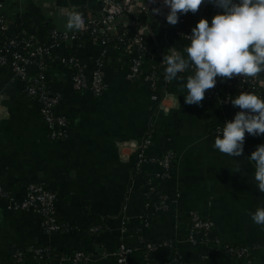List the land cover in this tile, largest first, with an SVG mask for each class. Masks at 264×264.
<instances>
[{"label": "crops", "instance_id": "1", "mask_svg": "<svg viewBox=\"0 0 264 264\" xmlns=\"http://www.w3.org/2000/svg\"><path fill=\"white\" fill-rule=\"evenodd\" d=\"M1 1L7 20L38 40H45L53 27L68 31V13L91 16L102 7L100 0ZM140 1L146 3L148 12H141L139 5L132 12L133 17L148 20L144 67L155 65L164 75V54L174 49L186 56L184 48L190 40L176 36L157 14L151 15V9L158 7L169 12L162 0ZM221 11L205 0L195 14L181 15L191 33L201 18L211 24ZM80 43L72 48L66 42L55 53L75 51L90 63L98 46L88 37ZM128 63L124 46H107L106 88L100 96L74 89L71 71L55 61L50 63L48 84L60 95L56 111L68 121L69 137L62 141L49 139L36 102L25 95L22 82L8 67H0V183L17 198L29 181L55 191L57 218L64 226L60 232L46 233L39 215L11 211L0 199V264L56 263L75 251L86 255L81 264H119L115 252L120 243L134 247L126 264H143V242L162 240H169L171 246L153 253L152 258L165 261L177 256L178 264H242L218 245L187 240L190 210L211 219L221 243L247 245L253 264H264V226L256 225L250 216L264 207V193L256 187L254 162L248 160L264 143V135L246 133L240 157L219 152L214 148L215 138L240 111L238 107L206 94L200 106L188 105L184 101L187 90L172 81L160 87L168 106V111H161L143 81L126 79ZM178 75L186 83L190 74ZM146 133L152 135L145 150L148 156L173 152L166 180L156 176V163H144L138 172L134 170L136 155L131 146ZM147 179L155 186L153 200L161 193L168 196L165 209L156 211L153 200L150 204L144 200ZM93 226L99 230L92 232ZM37 247L47 250L42 259L33 254ZM17 249L24 252L21 261L14 258Z\"/></svg>", "mask_w": 264, "mask_h": 264}, {"label": "built area", "instance_id": "2", "mask_svg": "<svg viewBox=\"0 0 264 264\" xmlns=\"http://www.w3.org/2000/svg\"><path fill=\"white\" fill-rule=\"evenodd\" d=\"M100 1L102 7L95 15H84L86 26L83 30L66 31L53 27L48 30L45 40H38L32 33L18 29L14 23L7 20L2 11V1L0 0V67H8L13 76L22 82L23 92L36 102L46 126L47 135L52 141L68 139L69 130L66 117L56 111L60 95L53 91L48 84L47 72L50 63L55 61L71 71V83L74 89L88 91L93 96H100L106 88L104 68L107 61V46L109 44L117 45V43H110L112 39L121 43L129 56L125 73L126 79L143 81L148 86L151 93L150 99L157 108L161 111H168L165 91L164 89L163 91L159 90L161 86L168 83L164 78L165 74L160 75L155 65L147 69L144 67V59L148 54L144 42L145 34L149 30L147 17L141 20L139 17H133L132 12L133 6L139 5L140 11L146 14L148 6L140 0ZM167 13L163 12L158 15L164 27L176 36L188 39L187 35H191L188 27L181 28L186 21L185 16L180 14L179 22L172 26L167 23ZM8 30H12L14 33L7 36L5 32ZM83 37H88L99 49L90 63L83 61L75 51L55 53V50L66 42L70 43L72 48L79 46ZM185 73L191 75L193 69L190 68ZM241 91H250L264 98V74L261 73L256 79L234 77L230 80H221L218 78L216 86L206 91L205 94L210 98H218L224 105H229L231 99ZM151 139V133H146L141 141L132 143L131 150L136 155L134 170L138 172L141 164L144 163H156L158 165L156 176L161 180H166L171 174L173 152L167 150L160 157L148 156L145 150L151 143ZM154 192L155 186L150 179H147L145 193L148 202L150 199L153 200ZM177 196L178 194L175 195V197ZM0 199L6 201L7 208L11 211H32L39 215L41 225L46 233L60 232L64 228L57 218V193L38 182H27L22 196L18 198L12 194L9 188L0 183ZM151 203L154 210H163L167 207L168 196L162 193L158 194L157 199ZM188 217L190 223L187 240L190 243L218 245L227 256L242 264H253L251 249L247 245L234 242L221 243L215 232L213 233L214 224L211 219L203 217L195 210H190ZM90 230L96 232L99 227L93 226ZM170 246L169 240L143 242V264H153L152 254ZM133 249L134 247L130 245L120 243L115 252L117 262L126 264ZM32 251L34 256L40 259L47 252L44 247H37ZM23 257V251L17 249L14 252L15 260L21 261ZM86 259L83 251H75L71 255L63 256L56 263L47 262L45 264H63L65 261L70 264H81ZM165 264H178V257L174 256L165 260Z\"/></svg>", "mask_w": 264, "mask_h": 264}, {"label": "clouds", "instance_id": "3", "mask_svg": "<svg viewBox=\"0 0 264 264\" xmlns=\"http://www.w3.org/2000/svg\"><path fill=\"white\" fill-rule=\"evenodd\" d=\"M162 3L169 8L167 23L174 26L180 14H195L205 0H162ZM208 3L222 11L212 17L211 24L201 18L192 28L191 35H187L190 44L184 48L186 56L173 49L164 54L162 61L166 65L165 80L181 83V90H187L184 101L188 105L200 106L206 91L216 86L218 78L256 79L264 73V0H208ZM152 14L161 15L163 10L153 8ZM85 26L82 12L68 13L65 25L68 31H80ZM190 68L193 73L184 83L185 78L178 74ZM231 104L240 111L233 120L225 122L221 135L215 138L214 148L230 157H240L246 133L264 135V98L241 91L231 99ZM248 160L254 162L256 187L264 193V143L256 147ZM250 216L256 225L264 226V207H258Z\"/></svg>", "mask_w": 264, "mask_h": 264}, {"label": "trees", "instance_id": "4", "mask_svg": "<svg viewBox=\"0 0 264 264\" xmlns=\"http://www.w3.org/2000/svg\"><path fill=\"white\" fill-rule=\"evenodd\" d=\"M184 26H185V23L181 26V28H184ZM13 33H14V31H12V30H8L7 32H5V34L7 36H11ZM0 38H1V35H0ZM110 43H117L118 46L119 45L122 46V44L121 43H118V41L115 40V39H112ZM151 66H154V65H151ZM159 90H161V89H159ZM145 197L146 198L144 200L145 201L148 200V197L146 195H145ZM213 233H214V231H213ZM151 261H152L153 264H165V261H161L160 259H157V258H153Z\"/></svg>", "mask_w": 264, "mask_h": 264}]
</instances>
